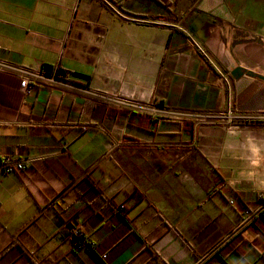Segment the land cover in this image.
I'll list each match as a JSON object with an SVG mask.
<instances>
[{"label":"crops","instance_id":"0c3cea01","mask_svg":"<svg viewBox=\"0 0 264 264\" xmlns=\"http://www.w3.org/2000/svg\"><path fill=\"white\" fill-rule=\"evenodd\" d=\"M0 62L63 71L0 70V264H264V0H0Z\"/></svg>","mask_w":264,"mask_h":264},{"label":"built area","instance_id":"2783aa9c","mask_svg":"<svg viewBox=\"0 0 264 264\" xmlns=\"http://www.w3.org/2000/svg\"><path fill=\"white\" fill-rule=\"evenodd\" d=\"M0 70L1 71H10V70H14L17 71L18 74L21 77V87L22 89L30 94L32 91V87L30 84V80H37V79H41L43 78V76H47L48 81H50V83L56 82V78L61 74L57 72V70H53V69H48L43 67L41 69L40 73H35L33 71L30 70H26V69H20V68H16L13 67L9 64H6L4 62H0ZM49 83V84H50ZM32 160L30 158L28 159H12V158H5V159H0V170L5 172V173H10V172H23L24 170H26L28 168L29 165H31ZM246 218L244 220L243 223H248L251 222L254 219V213L253 212H246ZM76 236L81 239L83 242L87 243V241L85 240L84 236L82 233H77ZM75 238H73L74 241ZM77 248H80L79 245H75ZM88 246V245H87ZM91 247H95L94 244H90ZM106 255L101 256V258L103 260L106 259Z\"/></svg>","mask_w":264,"mask_h":264},{"label":"flooded vegetation","instance_id":"af4514ba","mask_svg":"<svg viewBox=\"0 0 264 264\" xmlns=\"http://www.w3.org/2000/svg\"><path fill=\"white\" fill-rule=\"evenodd\" d=\"M74 238H75L74 241H73L74 245H79L80 248H81L82 246H84L86 244L81 239H79L77 236H75Z\"/></svg>","mask_w":264,"mask_h":264},{"label":"trees","instance_id":"16d2710c","mask_svg":"<svg viewBox=\"0 0 264 264\" xmlns=\"http://www.w3.org/2000/svg\"><path fill=\"white\" fill-rule=\"evenodd\" d=\"M45 68H48V69H50V70L52 69V68H50V67H45ZM57 72H58V74H59V73H63L62 70H58ZM88 246H89L90 248H92V247L90 246V244H89Z\"/></svg>","mask_w":264,"mask_h":264}]
</instances>
